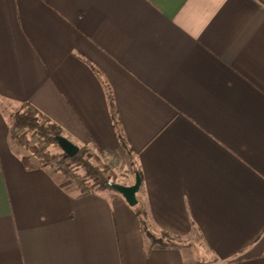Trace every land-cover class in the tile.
Masks as SVG:
<instances>
[{
  "label": "crops",
  "instance_id": "1",
  "mask_svg": "<svg viewBox=\"0 0 264 264\" xmlns=\"http://www.w3.org/2000/svg\"><path fill=\"white\" fill-rule=\"evenodd\" d=\"M22 103L137 203L35 166ZM198 262L264 264V0H0V264Z\"/></svg>",
  "mask_w": 264,
  "mask_h": 264
},
{
  "label": "trees",
  "instance_id": "2",
  "mask_svg": "<svg viewBox=\"0 0 264 264\" xmlns=\"http://www.w3.org/2000/svg\"><path fill=\"white\" fill-rule=\"evenodd\" d=\"M10 132L20 146H23L30 154V158L38 161L35 166L54 167L56 172H61L67 178L73 180L81 192H92L102 188L113 189L109 186L110 180L105 173L107 167L98 158L89 161L78 152L69 157L59 148L55 140V135L60 134L53 124L41 114L35 107L28 103H22L12 115ZM115 121V119H114ZM58 148L59 153L52 152L51 149ZM28 157V158H29ZM27 158V161H30ZM77 165L84 168V174H76L70 169V165ZM141 178V173L136 169ZM114 190V189H113ZM142 231L152 246L165 247L167 236L165 232L160 233L159 237L148 228L145 215L138 211Z\"/></svg>",
  "mask_w": 264,
  "mask_h": 264
},
{
  "label": "water",
  "instance_id": "3",
  "mask_svg": "<svg viewBox=\"0 0 264 264\" xmlns=\"http://www.w3.org/2000/svg\"><path fill=\"white\" fill-rule=\"evenodd\" d=\"M55 140L62 152L69 157L74 156L79 150L77 145L60 134L55 135ZM140 183V175L138 172H135L133 184L125 185L113 181H110L108 184L116 192L121 194L127 203L130 205H135L137 203L136 192L140 187Z\"/></svg>",
  "mask_w": 264,
  "mask_h": 264
},
{
  "label": "rangeland",
  "instance_id": "4",
  "mask_svg": "<svg viewBox=\"0 0 264 264\" xmlns=\"http://www.w3.org/2000/svg\"><path fill=\"white\" fill-rule=\"evenodd\" d=\"M52 152H56V153H59V150L58 148H53L51 149ZM79 153L81 154V156L85 159H88L89 161H94L95 158H98L101 163H103V165H105L107 167V172L105 173V175L112 181H116L118 182L121 178V176L125 175L124 172H125V169L122 170V169H119V170H116V169H111L110 167H108L104 161L97 155V154H94L92 153L91 150H89L87 147H80V151ZM70 169L75 172L76 174H80V175H83L84 174V168L81 167V166H77V165H73L71 164L70 166ZM122 171V172H121ZM155 235H158V237L160 236V233H156ZM196 264H210V263H203V262H198Z\"/></svg>",
  "mask_w": 264,
  "mask_h": 264
}]
</instances>
